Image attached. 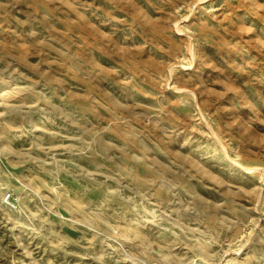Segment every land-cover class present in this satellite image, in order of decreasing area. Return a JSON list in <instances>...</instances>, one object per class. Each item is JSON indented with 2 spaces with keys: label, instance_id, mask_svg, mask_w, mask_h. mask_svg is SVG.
<instances>
[{
  "label": "rangeland",
  "instance_id": "374dc122",
  "mask_svg": "<svg viewBox=\"0 0 264 264\" xmlns=\"http://www.w3.org/2000/svg\"><path fill=\"white\" fill-rule=\"evenodd\" d=\"M193 263L264 264V0H0V264Z\"/></svg>",
  "mask_w": 264,
  "mask_h": 264
},
{
  "label": "built area",
  "instance_id": "2783aa9c",
  "mask_svg": "<svg viewBox=\"0 0 264 264\" xmlns=\"http://www.w3.org/2000/svg\"><path fill=\"white\" fill-rule=\"evenodd\" d=\"M5 200L8 204L13 205L14 204V198L10 196L9 194L5 197Z\"/></svg>",
  "mask_w": 264,
  "mask_h": 264
},
{
  "label": "bare ground",
  "instance_id": "6f19581e",
  "mask_svg": "<svg viewBox=\"0 0 264 264\" xmlns=\"http://www.w3.org/2000/svg\"><path fill=\"white\" fill-rule=\"evenodd\" d=\"M13 91V90H12ZM14 91H15V89H14ZM142 250V249H141ZM194 264V263H193Z\"/></svg>",
  "mask_w": 264,
  "mask_h": 264
}]
</instances>
